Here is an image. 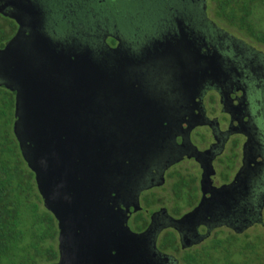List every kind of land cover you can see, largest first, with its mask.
I'll list each match as a JSON object with an SVG mask.
<instances>
[{
    "label": "flooded vegetation",
    "instance_id": "flooded-vegetation-1",
    "mask_svg": "<svg viewBox=\"0 0 264 264\" xmlns=\"http://www.w3.org/2000/svg\"><path fill=\"white\" fill-rule=\"evenodd\" d=\"M31 1L40 13L28 19L38 20L52 43L68 52L89 48L110 67L126 62L133 84L147 95L129 111L140 126L133 136L141 143L125 161L130 172L120 185L132 186L111 202L122 213L113 217V228L137 235L149 231L146 247L135 260L109 258L98 264L147 259L166 264L169 257L183 264L188 251L224 234L244 236L247 224L262 221L264 211L256 208L264 196L262 50L214 22L208 0H153L154 7L134 0L130 8L141 4L147 24L137 20L126 0L115 6L112 0L115 13L110 0ZM14 7L6 5L0 13L8 36L0 48L20 30L10 16ZM128 9L121 22L113 21L116 12ZM28 31L23 26L22 32ZM179 52L191 59V53L203 56L209 70L184 85L173 61ZM205 202L200 213L183 220ZM58 239L59 234L58 257L48 264L60 260Z\"/></svg>",
    "mask_w": 264,
    "mask_h": 264
},
{
    "label": "water",
    "instance_id": "water-1",
    "mask_svg": "<svg viewBox=\"0 0 264 264\" xmlns=\"http://www.w3.org/2000/svg\"><path fill=\"white\" fill-rule=\"evenodd\" d=\"M6 5L17 9L10 16L20 30L0 48V87L16 93L13 131L44 206L58 222V264L135 260L140 247H146L149 231L137 235L128 228H113V217L122 213L114 211L111 202L132 186L120 185L130 172L125 161L141 143L133 136L140 126L134 125L129 111L147 95L133 84L126 62L110 67L97 61L89 48L68 52L52 43L38 20L28 19L40 13L31 0H0V13ZM23 26L29 31L22 32ZM181 53L174 65L182 72L183 84H193L210 63L196 53L192 59ZM202 207L206 202L183 220ZM263 207L264 196L256 208L261 213ZM171 259L165 263H178ZM153 260L142 264H155Z\"/></svg>",
    "mask_w": 264,
    "mask_h": 264
},
{
    "label": "trees",
    "instance_id": "trees-1",
    "mask_svg": "<svg viewBox=\"0 0 264 264\" xmlns=\"http://www.w3.org/2000/svg\"><path fill=\"white\" fill-rule=\"evenodd\" d=\"M208 13L220 26L264 48V0H208ZM1 25L2 44L8 36ZM14 113L15 93L0 87V264H48L58 257V222L44 206L21 153ZM183 264H264V233L255 240L248 234L218 236L185 253Z\"/></svg>",
    "mask_w": 264,
    "mask_h": 264
},
{
    "label": "rangeland",
    "instance_id": "rangeland-1",
    "mask_svg": "<svg viewBox=\"0 0 264 264\" xmlns=\"http://www.w3.org/2000/svg\"><path fill=\"white\" fill-rule=\"evenodd\" d=\"M133 1L134 0H126L125 2H126V4L128 3L129 8H130V4H132ZM113 2H114V6H115V3H119L120 0H113ZM139 2H142V0H139ZM148 2H149L148 4H150L151 7H154L153 0H148ZM108 3H109L108 7H111L110 10H113V12L115 13V8L112 7V5H113L112 4V0H110ZM130 9L133 10V15H134V12H135V15L134 16H136V18H137L138 21L143 22V23L145 22L146 24L148 23L147 21H150V20H146V17L148 18V16H146L144 14V10H143L141 4L138 5V6H135L133 4V6ZM130 9H128L127 10V13H125V14H119L118 15V13L116 12L117 15L113 17V21L119 19V21L121 22V17L122 16L123 17H127L130 14V11H131ZM123 17H122V19H123ZM229 31H231V30H229ZM238 37H240V36H238ZM256 47H258L257 49L258 50H262L263 53H264V48L263 47H260V46H256ZM262 211H264V207H263ZM244 233L245 234H248L249 235V239H251V240H255L256 239V236L258 234H263L264 233V212H263L262 221L260 222L259 220H257V221L252 222L251 224H247L246 227H245V229H244Z\"/></svg>",
    "mask_w": 264,
    "mask_h": 264
}]
</instances>
